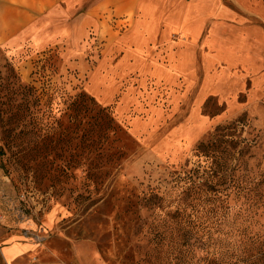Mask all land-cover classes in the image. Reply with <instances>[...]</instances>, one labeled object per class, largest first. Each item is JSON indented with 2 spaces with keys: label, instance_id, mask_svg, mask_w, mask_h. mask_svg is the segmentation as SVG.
<instances>
[{
  "label": "rangeland",
  "instance_id": "rangeland-1",
  "mask_svg": "<svg viewBox=\"0 0 264 264\" xmlns=\"http://www.w3.org/2000/svg\"><path fill=\"white\" fill-rule=\"evenodd\" d=\"M156 6L178 32L150 50L0 49V264L12 230L31 247L15 264L233 263L218 169L264 174V0ZM249 216L264 241V207Z\"/></svg>",
  "mask_w": 264,
  "mask_h": 264
},
{
  "label": "crops",
  "instance_id": "crops-1",
  "mask_svg": "<svg viewBox=\"0 0 264 264\" xmlns=\"http://www.w3.org/2000/svg\"><path fill=\"white\" fill-rule=\"evenodd\" d=\"M157 1L169 0H102L92 6L84 0H0V49L10 56L25 49L51 50L67 64H77V59L91 53L119 50L124 44L150 50L153 40H166L178 32V10L170 15L176 20L167 23L164 19L170 11L156 6ZM103 15L111 17L108 27L118 21L132 24L114 37L111 29L102 26ZM172 63L177 65L176 60ZM16 232L10 231L11 238L2 250L10 264L31 251Z\"/></svg>",
  "mask_w": 264,
  "mask_h": 264
},
{
  "label": "trees",
  "instance_id": "trees-1",
  "mask_svg": "<svg viewBox=\"0 0 264 264\" xmlns=\"http://www.w3.org/2000/svg\"><path fill=\"white\" fill-rule=\"evenodd\" d=\"M101 111H106V108H101ZM107 129H109V127L105 128V130ZM214 142L215 141L202 145L200 149L206 151L203 153L204 155L208 154L207 152L210 151L211 157H214L215 152H223L220 144H215ZM1 154L2 152L0 149V155ZM244 167L245 166L238 161L237 165L231 168V173L228 174L226 173L227 163L223 161V164H221L218 169V171L222 173L218 186L219 188L221 187L222 192L223 190L225 191L226 201L231 197L229 199L230 206L227 203L225 211L232 210L230 213L231 222H233L236 229H233V226L227 230L224 229L222 224H224L223 221H226L227 212H225L220 219L221 222H218L216 225V231L220 235H228V246H230L231 252L229 253V261H232L230 259L234 258L232 264H264V241L259 240L256 235L249 236L250 234L246 231V228H249V226L245 224V221L249 222V219H252V216H249L251 211L256 213L258 209L264 207V174L260 175L258 180H256L257 177L252 178L248 174H233L235 170ZM233 232L236 234H233ZM233 235H239L238 239L235 240ZM216 264L220 263L217 262Z\"/></svg>",
  "mask_w": 264,
  "mask_h": 264
}]
</instances>
